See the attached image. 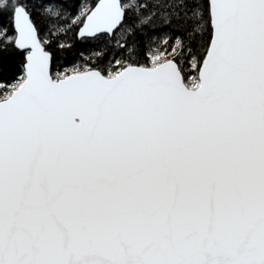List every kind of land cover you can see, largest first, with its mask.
I'll return each instance as SVG.
<instances>
[{
	"label": "snow or ice",
	"instance_id": "obj_1",
	"mask_svg": "<svg viewBox=\"0 0 264 264\" xmlns=\"http://www.w3.org/2000/svg\"><path fill=\"white\" fill-rule=\"evenodd\" d=\"M0 264H264V0H0Z\"/></svg>",
	"mask_w": 264,
	"mask_h": 264
},
{
	"label": "trees",
	"instance_id": "obj_2",
	"mask_svg": "<svg viewBox=\"0 0 264 264\" xmlns=\"http://www.w3.org/2000/svg\"><path fill=\"white\" fill-rule=\"evenodd\" d=\"M79 59V58H78ZM76 63V61L72 60L71 57H69V62L66 64V67L68 68L69 71L72 70V65Z\"/></svg>",
	"mask_w": 264,
	"mask_h": 264
}]
</instances>
